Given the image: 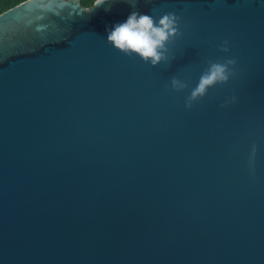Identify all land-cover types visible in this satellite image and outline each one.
<instances>
[{
  "label": "water",
  "instance_id": "95a60500",
  "mask_svg": "<svg viewBox=\"0 0 264 264\" xmlns=\"http://www.w3.org/2000/svg\"><path fill=\"white\" fill-rule=\"evenodd\" d=\"M137 7L183 16L174 58L107 41L126 0L44 33L27 3L0 15V264H264V2ZM228 57L237 75L186 107Z\"/></svg>",
  "mask_w": 264,
  "mask_h": 264
},
{
  "label": "clouds",
  "instance_id": "9594fccd",
  "mask_svg": "<svg viewBox=\"0 0 264 264\" xmlns=\"http://www.w3.org/2000/svg\"><path fill=\"white\" fill-rule=\"evenodd\" d=\"M105 0H19L32 6L34 14L26 16L25 25H35L32 30L44 33L49 17H59L60 20H70L74 14L75 4L82 9L81 12H91ZM131 10L122 19L106 27V39L116 49L129 56H138L144 62L153 66L168 61L170 55L174 58V45L178 38L184 35V18L175 11H166L157 15L155 10L141 11L138 0H126ZM264 2V0H262ZM46 39L47 35H39ZM60 37L57 35L56 40ZM221 49L228 52L230 42L225 39L220 45ZM237 58L228 57L211 61L207 68L201 72L196 84L191 88L186 98L185 106L191 107L193 102L208 94L210 88L222 85L237 75ZM171 87L182 90L188 87L187 81L173 77ZM237 96L227 97L225 103H234ZM256 146L253 145L252 155H255Z\"/></svg>",
  "mask_w": 264,
  "mask_h": 264
},
{
  "label": "trees",
  "instance_id": "16d2710c",
  "mask_svg": "<svg viewBox=\"0 0 264 264\" xmlns=\"http://www.w3.org/2000/svg\"><path fill=\"white\" fill-rule=\"evenodd\" d=\"M19 4V0H0V15Z\"/></svg>",
  "mask_w": 264,
  "mask_h": 264
}]
</instances>
